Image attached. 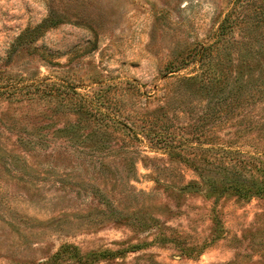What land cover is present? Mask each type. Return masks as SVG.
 Masks as SVG:
<instances>
[{
  "label": "rangeland",
  "instance_id": "1",
  "mask_svg": "<svg viewBox=\"0 0 264 264\" xmlns=\"http://www.w3.org/2000/svg\"><path fill=\"white\" fill-rule=\"evenodd\" d=\"M225 167L264 169V0H0V264H264Z\"/></svg>",
  "mask_w": 264,
  "mask_h": 264
},
{
  "label": "trees",
  "instance_id": "2",
  "mask_svg": "<svg viewBox=\"0 0 264 264\" xmlns=\"http://www.w3.org/2000/svg\"><path fill=\"white\" fill-rule=\"evenodd\" d=\"M263 13V12H262ZM230 27L234 30L236 29L237 24L234 22H229ZM243 24V23H242ZM246 25V24H245ZM244 27V26H243ZM239 28V31H243L244 28ZM247 27V25H246ZM257 27V26H256ZM250 30L248 27L245 28L244 32ZM63 95H66L63 93ZM76 112L77 114H82L81 108L78 107ZM208 166V165H207ZM193 169H196L194 166H191ZM233 168V167H231ZM228 167L223 168L224 191H228L239 199L246 198H264V169L254 170L249 176L246 174H241L235 170Z\"/></svg>",
  "mask_w": 264,
  "mask_h": 264
},
{
  "label": "water",
  "instance_id": "3",
  "mask_svg": "<svg viewBox=\"0 0 264 264\" xmlns=\"http://www.w3.org/2000/svg\"><path fill=\"white\" fill-rule=\"evenodd\" d=\"M196 188H188L187 191H195Z\"/></svg>",
  "mask_w": 264,
  "mask_h": 264
}]
</instances>
